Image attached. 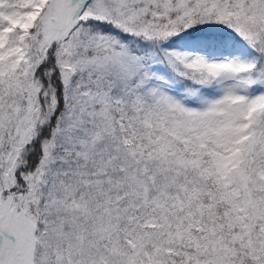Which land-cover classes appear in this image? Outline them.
Listing matches in <instances>:
<instances>
[{"label": "snow or ice", "instance_id": "obj_1", "mask_svg": "<svg viewBox=\"0 0 264 264\" xmlns=\"http://www.w3.org/2000/svg\"><path fill=\"white\" fill-rule=\"evenodd\" d=\"M0 264H264V0H0Z\"/></svg>", "mask_w": 264, "mask_h": 264}]
</instances>
